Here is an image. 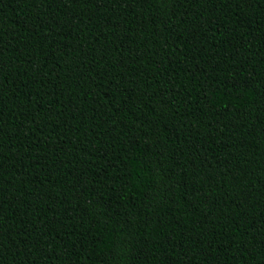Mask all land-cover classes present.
Masks as SVG:
<instances>
[{"label":"trees","instance_id":"obj_1","mask_svg":"<svg viewBox=\"0 0 264 264\" xmlns=\"http://www.w3.org/2000/svg\"><path fill=\"white\" fill-rule=\"evenodd\" d=\"M0 264H264V0H0Z\"/></svg>","mask_w":264,"mask_h":264}]
</instances>
